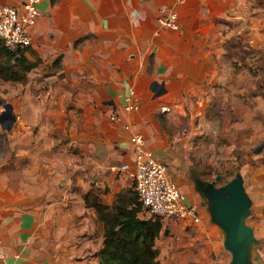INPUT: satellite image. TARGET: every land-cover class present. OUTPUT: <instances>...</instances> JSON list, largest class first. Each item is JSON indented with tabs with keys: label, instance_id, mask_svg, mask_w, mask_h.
<instances>
[{
	"label": "crops",
	"instance_id": "0c3cea01",
	"mask_svg": "<svg viewBox=\"0 0 264 264\" xmlns=\"http://www.w3.org/2000/svg\"><path fill=\"white\" fill-rule=\"evenodd\" d=\"M204 6L203 0H41L40 17L28 28L31 52H25L33 67L21 94L14 91L6 103L12 127L0 125L6 264H97L104 229L85 196L107 189L100 197L109 202L129 186L126 174L109 167L133 162L134 134L163 161L158 114L210 75L213 60L200 29ZM161 11L177 13L178 29L159 25ZM129 89L139 105L134 111L124 109ZM244 184L251 187L245 191L255 217L249 261L264 264V185ZM178 186L188 203L199 204L201 222L169 220L180 239L156 243L160 264H229L222 230L201 194L188 182Z\"/></svg>",
	"mask_w": 264,
	"mask_h": 264
},
{
	"label": "rangeland",
	"instance_id": "374dc122",
	"mask_svg": "<svg viewBox=\"0 0 264 264\" xmlns=\"http://www.w3.org/2000/svg\"><path fill=\"white\" fill-rule=\"evenodd\" d=\"M203 1L205 21L200 29L213 60L210 75L205 85L169 103L165 112L158 114L166 147L161 162L173 172L170 175L177 186L179 181L188 182L190 187L204 181L219 187L241 174L243 180L262 188L264 146L254 151L264 142V0ZM26 74L23 79L22 74L12 80L0 77V100L4 101L0 113L6 103L13 102L14 91L16 96L21 94ZM245 188L251 190L248 184ZM107 191L89 189L85 196L86 205L93 207L95 220L103 229L110 223L116 203L122 210L136 205L132 180L126 189L109 197V202L108 196L104 200L100 197ZM202 198L208 210L207 200ZM139 216L147 218L142 213ZM158 220L162 225L156 240L159 246L166 240L180 239L170 228V219ZM254 220L250 210L246 223L250 226Z\"/></svg>",
	"mask_w": 264,
	"mask_h": 264
},
{
	"label": "built area",
	"instance_id": "2783aa9c",
	"mask_svg": "<svg viewBox=\"0 0 264 264\" xmlns=\"http://www.w3.org/2000/svg\"><path fill=\"white\" fill-rule=\"evenodd\" d=\"M183 2L185 0H177ZM41 0H21L18 5L0 3V43L9 50L23 49L32 45L28 28L35 25L40 17ZM158 23L162 27L176 30L178 15L175 11H161ZM135 91L129 89L124 97V109L134 111L139 108L134 100ZM113 120L119 121L117 115ZM133 145V162L131 164L111 165L109 171L126 174L134 184V192L141 205L139 214L147 218L186 219L193 224L201 222L200 206L188 203L186 195L176 185L167 166L158 160L151 150L144 147V138L140 134L130 137ZM0 264H6L0 253Z\"/></svg>",
	"mask_w": 264,
	"mask_h": 264
},
{
	"label": "trees",
	"instance_id": "16d2710c",
	"mask_svg": "<svg viewBox=\"0 0 264 264\" xmlns=\"http://www.w3.org/2000/svg\"><path fill=\"white\" fill-rule=\"evenodd\" d=\"M29 47L9 50L0 43V77L12 80L31 70L33 64L28 61L25 52ZM5 57V58H4ZM136 205L131 210H122L114 205L110 223H106L102 246L94 253L97 264H159L157 260L156 240L160 236L162 225L158 218H140L141 205L134 193Z\"/></svg>",
	"mask_w": 264,
	"mask_h": 264
},
{
	"label": "water",
	"instance_id": "95a60500",
	"mask_svg": "<svg viewBox=\"0 0 264 264\" xmlns=\"http://www.w3.org/2000/svg\"><path fill=\"white\" fill-rule=\"evenodd\" d=\"M3 102L0 100V104ZM4 109L0 113V125L2 129L9 130L15 116L9 104H5ZM262 146L264 142L254 153L259 152ZM219 179V176L216 177V180ZM195 189L207 200L210 220L222 230L223 246L230 254L229 264H250L254 234L252 227L246 223L251 200L245 192L243 176L238 174L219 187H215L213 182L198 181Z\"/></svg>",
	"mask_w": 264,
	"mask_h": 264
},
{
	"label": "flooded vegetation",
	"instance_id": "af4514ba",
	"mask_svg": "<svg viewBox=\"0 0 264 264\" xmlns=\"http://www.w3.org/2000/svg\"><path fill=\"white\" fill-rule=\"evenodd\" d=\"M213 184H214V182H213ZM214 186H215V184H214Z\"/></svg>",
	"mask_w": 264,
	"mask_h": 264
}]
</instances>
